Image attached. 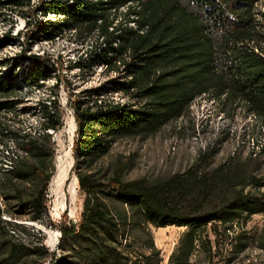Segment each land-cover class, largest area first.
Masks as SVG:
<instances>
[{
	"label": "trees",
	"instance_id": "1",
	"mask_svg": "<svg viewBox=\"0 0 264 264\" xmlns=\"http://www.w3.org/2000/svg\"><path fill=\"white\" fill-rule=\"evenodd\" d=\"M263 1L42 0L39 10L63 19L38 20V35L54 39L65 29L80 36L98 31L89 63L123 76L85 88L70 101L77 125L74 168H80L79 190L86 200L80 220L61 221L58 252L45 248L42 236L41 245L21 242L7 230L28 228L3 218L7 214L42 220L48 214L46 193L53 168L19 158L13 169L3 172L0 197L6 205L0 206V264H43L48 258L53 264H161L152 225L186 228L169 264L205 259L210 264L219 252L218 244L210 242V232L235 239L225 264L233 263L248 245L245 233L230 236L235 226L264 214V175L233 164L206 171L203 154L183 172L157 180L127 179L133 166L130 158L116 159L103 177L91 169L117 139L154 134L187 114L201 96L215 100L222 112H233L234 104H240L264 123V22L258 17ZM25 2L0 0V6L19 8ZM122 15L125 25L119 22ZM29 21L28 27L33 25ZM11 32L0 37V50L18 37L19 32ZM26 46L21 58L0 60V114L16 111L22 89L42 86L40 81L50 76L48 54L27 55ZM23 58L28 65L22 66ZM107 90L123 94L129 102L99 99ZM44 108L48 139L49 130L60 128L61 118L55 104ZM22 147L37 159L53 157L33 138H26ZM248 186L258 192L246 190ZM260 245L264 247V233Z\"/></svg>",
	"mask_w": 264,
	"mask_h": 264
},
{
	"label": "rangeland",
	"instance_id": "2",
	"mask_svg": "<svg viewBox=\"0 0 264 264\" xmlns=\"http://www.w3.org/2000/svg\"><path fill=\"white\" fill-rule=\"evenodd\" d=\"M26 1L19 8L0 9V36L6 35L9 31L15 36L19 31L18 37L0 50V60L21 58L19 57L22 53L21 45L26 44L27 55L45 51L48 54L45 56L53 68L50 69V76L46 81H40L44 82L42 86L30 85L22 89V94L16 98L20 102L16 111H5L0 114V177L4 172L2 167L8 154L18 155L20 159L25 158L47 170L53 168L52 176L61 161L68 165L69 173L57 196L52 192L49 181L46 193L48 214L43 216L42 220L13 219L7 214L3 218L24 224L28 228V232L13 228L7 230L9 233L12 231L21 242L41 245L39 237L42 236V245L49 251L58 252L61 221L64 217L73 222L80 220L86 200V195L79 190V183L74 198L69 189L70 183L80 170L74 168L73 146L77 125L70 101L73 102L80 96L85 88L103 86L111 78L122 77L123 73L89 63L92 60L90 51L97 45L95 33L80 36L65 29L54 39L38 35L36 26L31 24L28 27L25 22L30 20L35 23V20L37 22L39 16L43 15L39 10L42 0ZM258 10L259 20L264 22V1ZM125 21L126 18L122 15L119 22L125 25ZM21 64L25 66L29 62L23 58ZM83 64H86V67H83ZM103 92L105 94L99 98L101 100L129 102V98L119 92L111 90ZM54 104L60 114L61 126L56 131L49 130L51 137L47 139L44 136V125L47 122L45 116L47 110L44 106ZM234 105L235 111L222 112L215 100L208 96L198 97L187 114L163 125L154 134L117 139L109 153L99 159L91 170L96 176L103 177L110 173L111 164L116 159L130 158L133 166L126 173L127 179L157 180L183 172L203 154L202 164L206 171L213 172L220 164H233L244 167L250 174L264 175V151H261V144L264 143V123L255 115L247 114L240 104ZM26 138H33L46 146L53 153V157L41 160L26 155L22 149V143ZM246 190L258 192L252 186H248ZM261 191L263 192L264 188ZM5 205L4 199L0 197V206L4 208ZM56 205L58 211L52 210ZM24 216L28 214L24 213ZM185 230V227L176 225L151 226L155 244L161 253V264H169V257ZM241 232L245 233L248 245L236 256L232 264H264V247L260 245L264 233V214H255L245 223L237 224L234 234L230 236ZM3 237L4 232H1L0 241ZM209 238L211 244L217 243L219 246V252L210 264H225L235 239L232 241V238L226 239L222 235L217 237L212 232ZM43 264L53 263L48 258ZM195 264L209 263L205 259Z\"/></svg>",
	"mask_w": 264,
	"mask_h": 264
},
{
	"label": "bare ground",
	"instance_id": "3",
	"mask_svg": "<svg viewBox=\"0 0 264 264\" xmlns=\"http://www.w3.org/2000/svg\"><path fill=\"white\" fill-rule=\"evenodd\" d=\"M46 1H48V0H46ZM2 8H6V7L0 6V9H2ZM122 10L126 11V8L122 7ZM41 13H43V12L41 11ZM39 17L40 18H38V20H41V19L47 20L48 17L51 18L52 20H60V19L62 20L63 19L62 15H56L55 13H52V12L47 13V14L43 13V15H40ZM25 25H26V22H25ZM69 31H72V32L76 33V31L74 29H71ZM18 32H16V34ZM94 33L98 34V31H96ZM3 36L4 35H1L0 37H3ZM24 46H25L24 44L21 45V48L23 49ZM35 54L44 55V54H46V52L45 51H41L40 53L36 52ZM51 66H49V67L52 68ZM24 88H27V86H25ZM73 123L75 125V122H73ZM18 159H19L18 155L8 154V157H7V159H5V162L3 164L2 170L5 172V171H9V170L13 169L15 164H16V162L18 161ZM68 173H69L68 165H66L65 163L59 161V163L57 164L56 172L54 173V175L52 176V178L50 180L51 190L56 196L60 193V190L62 189V187L64 185V182L67 179ZM69 189H70V193H71L72 197L74 198L76 193H77V191H78V178L77 177H75L73 179V181L70 183ZM57 207H58V205H56V207L54 209H52V210L58 211Z\"/></svg>",
	"mask_w": 264,
	"mask_h": 264
},
{
	"label": "built area",
	"instance_id": "4",
	"mask_svg": "<svg viewBox=\"0 0 264 264\" xmlns=\"http://www.w3.org/2000/svg\"><path fill=\"white\" fill-rule=\"evenodd\" d=\"M35 22H36V20H35ZM33 23V22H32ZM35 23H33V25H34Z\"/></svg>",
	"mask_w": 264,
	"mask_h": 264
}]
</instances>
